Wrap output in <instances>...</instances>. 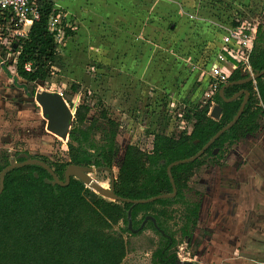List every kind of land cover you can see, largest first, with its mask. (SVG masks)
I'll return each mask as SVG.
<instances>
[{
	"label": "trees",
	"instance_id": "obj_1",
	"mask_svg": "<svg viewBox=\"0 0 264 264\" xmlns=\"http://www.w3.org/2000/svg\"><path fill=\"white\" fill-rule=\"evenodd\" d=\"M37 10L38 18L27 36L16 37L19 44L16 72L26 81L28 96L24 100L31 102L35 84L47 80L60 56V42L56 31L50 28L51 17L59 14L54 0H37ZM12 17L10 12L4 13L0 24L13 25ZM62 27L64 38L73 35L65 19ZM0 52L6 55L4 45L0 44ZM250 62L255 72L264 70V22L259 26ZM28 64L30 69L26 67ZM243 79L241 71L236 70L226 83L218 85L210 98L185 106L180 115L184 124L179 135L172 136L165 130L151 134L150 150L139 143L128 144L118 166L121 147L117 137L122 122L110 114L101 100L98 105H91L86 98L77 106L67 142L68 161L32 155L26 150H17L12 155L8 149H1L0 174L12 157L24 161L26 158L21 154L43 160L61 180H65V169L70 164L93 167L91 175L105 189H111L114 175L118 198L101 194L74 176L66 186L48 183L45 179H52V175L39 164L10 170L0 194V264H180L178 246L183 240L192 239L203 196L202 193H197V198L191 196L192 180L204 166L220 163L234 144L264 127V75L256 79L257 89L252 82L237 83ZM226 84L227 98L248 90L245 109L239 120L202 156L172 167L177 194L138 204L126 200L150 199L173 191L169 165L197 154L235 118L244 101L245 94L225 101L220 90ZM72 88L78 90L77 85ZM215 104L222 107L218 119L210 115ZM93 108L97 111L90 117ZM147 133L150 134L149 130ZM135 252L150 253L149 262H126Z\"/></svg>",
	"mask_w": 264,
	"mask_h": 264
},
{
	"label": "rangeland",
	"instance_id": "obj_2",
	"mask_svg": "<svg viewBox=\"0 0 264 264\" xmlns=\"http://www.w3.org/2000/svg\"><path fill=\"white\" fill-rule=\"evenodd\" d=\"M228 1L249 11L255 16L253 18L264 20V0ZM86 2L81 3L77 11L82 21L87 20L89 27L77 30L68 44H64V39L60 41L57 66L62 70H54L45 82L36 83L35 90L63 93L74 112L86 98L91 105H98L101 100L110 114L122 122L117 137L121 147L117 157L118 166L128 144L139 143L150 150L153 139L151 134L165 130L172 136L179 135L184 124L180 115L185 106L205 101L212 96L214 85L207 69L214 59L217 49L214 47L218 46L219 38L216 33H207L198 38L188 30L185 23L180 24L176 30L180 22L177 13L180 10L181 14L184 8V4L177 2ZM217 12L218 15H215L219 18L221 12ZM211 14L210 11L208 16ZM134 24L135 28H131ZM147 63L152 66L150 81L138 78L139 72L146 69L138 70L137 67ZM25 84L16 71L0 74V147L6 144L5 147L9 148L12 155L17 150H26L32 155L68 161V141L47 130L48 121L40 106L25 109L20 120L17 111L7 107L4 99L6 91L11 87L22 88ZM72 85H77L78 90L75 91ZM95 111L96 108H93L90 117ZM147 130L150 134H146ZM3 138L6 142H3ZM220 163L217 164L220 168L215 169H210V166H217L214 164L204 166L192 180L191 196L197 198V193H202L201 202L204 198L208 203L203 216L204 227L199 226L200 230L196 228L192 239L183 240L178 246L181 260L204 261L208 264L232 263L225 259L220 249L222 244L206 243L202 248L198 247L205 239V227L209 228V225L215 223L212 216L217 209L223 215H233L234 220L240 222L248 219V211L242 212L241 209L250 197L248 194L238 197L242 186L233 176L227 177L234 172L233 167L226 160ZM117 170L118 167L115 168ZM218 177L227 184L219 187L220 190L215 184L216 190L226 199L220 205L211 202L213 193L206 192L210 181L217 182ZM238 198L243 201L240 202ZM149 260L150 253L135 252L128 256L126 262L148 263Z\"/></svg>",
	"mask_w": 264,
	"mask_h": 264
},
{
	"label": "crops",
	"instance_id": "obj_3",
	"mask_svg": "<svg viewBox=\"0 0 264 264\" xmlns=\"http://www.w3.org/2000/svg\"><path fill=\"white\" fill-rule=\"evenodd\" d=\"M86 1L87 0H54L55 8L59 11V14L63 16L62 20L65 19L66 26L71 28V30L73 31L72 36L68 38L63 37L64 44H68V42L74 38L77 30H81L82 28L87 29L89 27V23L87 22V20L82 21V19L79 17L81 15L77 11L79 10L80 4H85L87 3ZM118 1L129 2L130 0ZM165 1L184 4L183 10H181V14L179 13V10L176 16L180 21L178 23V26L175 28L176 30L179 28L180 24L185 23L188 27V30H190V32L198 38L202 35H206L207 33L211 35L219 33L217 30H213L212 28L208 27L205 23H198L189 20V18L182 13V11L191 12L192 5H196L198 0ZM208 13L209 12H205L206 15H208ZM131 28H135V24L131 25ZM58 59L59 57L55 60L56 66L54 65L52 67L53 71L62 70L57 66ZM151 67L152 66L149 63L141 67H137L138 70L140 68L146 69L139 72L140 77L138 78L148 79L150 81V78H152L150 77ZM0 74L4 73L1 72ZM246 78L247 77H245V79ZM25 86L26 84L23 85L22 88L19 86H17V88L11 87L9 91H6V96L4 97L5 103L6 105H8L7 107L10 110L13 109L17 111L19 120L21 118V113L25 111V109H32L35 105L39 106L37 102L24 100L28 96L25 90ZM14 122L17 123L16 121ZM53 134L56 135L55 133ZM3 142H6V139L3 138ZM5 146L6 144L2 145L0 147V150L3 148L9 149ZM224 160H226V162L230 164L234 170V172L232 174L229 173L227 177H230V175L233 176L239 181L240 185L242 186L240 196L238 197H244V195L247 194L250 197L249 202H244L242 204L243 209H241L242 212L248 211V219H246L247 221L243 220L240 222V220H234L233 215H223L221 214L220 210L217 209L215 211V214L212 216L213 220L215 218V223H213V225H209V228L208 226L205 227V239L200 242V245L198 247L200 249L206 243H216L218 245L222 244L220 246V249L223 250L225 259H229L230 261H232V263L229 262L228 264H264V262H262L264 261L262 260L264 259V127H262L261 130L256 134H249L246 136L245 140L234 144L228 150L225 157L221 161ZM218 164L220 165L221 163ZM216 167L218 168L219 166H210V169H215ZM222 177L224 178L225 176L223 175ZM215 184L219 190L221 189L219 187L227 184H225L223 180H221V177H218L217 182L215 181L214 183H212V181H210V184L207 185L206 192L209 194L213 193L210 197L211 202H214L216 205H220L221 202L225 203L226 199L222 198L221 192H218L216 190ZM241 201H243V199L240 200V202ZM207 203L203 198L199 211V222L197 230H200L199 226H201L202 228L204 227L203 216ZM217 222L222 225L219 226ZM217 227H219V229L217 231L214 230ZM200 263L208 264L204 261H200Z\"/></svg>",
	"mask_w": 264,
	"mask_h": 264
},
{
	"label": "built area",
	"instance_id": "obj_4",
	"mask_svg": "<svg viewBox=\"0 0 264 264\" xmlns=\"http://www.w3.org/2000/svg\"><path fill=\"white\" fill-rule=\"evenodd\" d=\"M191 9V12L182 11L189 20L205 23L219 32L217 34L219 43L214 47L217 48L214 59L207 69L214 85V91L217 90L219 84L226 83L236 70H240L244 77H251L257 89L256 72L252 68L250 58L259 26L264 20L260 21L259 17L253 18L255 16L249 11L236 7L228 0H198ZM210 11L212 14L209 17L205 12ZM217 11L221 12L219 18L216 16ZM6 12L13 15L11 20L14 26L9 22L5 27L0 24V44L7 49L5 56L0 54V72L3 73L4 71H16L19 55V44L16 37H26L34 20L38 18L37 0H0V16ZM62 17L58 14L50 19V28L56 31V38L59 42L64 36ZM13 38H15L14 42ZM26 67L30 69V64Z\"/></svg>",
	"mask_w": 264,
	"mask_h": 264
},
{
	"label": "water",
	"instance_id": "obj_5",
	"mask_svg": "<svg viewBox=\"0 0 264 264\" xmlns=\"http://www.w3.org/2000/svg\"><path fill=\"white\" fill-rule=\"evenodd\" d=\"M262 75H264V70L261 72H256L255 74V78H259ZM15 80H17V78H15ZM252 78L251 77H247L246 79L237 81V83L239 84H245L248 82H251ZM228 86V84H226L225 86H223L220 90V94L223 97V99L225 101H232L235 98L239 97L241 94H245V98L244 101L237 113V115L235 116V118L228 123L226 126H224L223 128H221L203 147L202 149L195 154L192 157L186 158V159H181V160H177L173 163H171L168 167V173L170 175V179L173 185V191L171 193H167V194H162V195H158V196H154L150 199H142V200H130V199H126L129 202H132L134 204H138V203H146V202H150V201H154L157 200L159 198H166V197H174L177 194V186L176 183L174 181V177L172 175V167L176 164H180V163H186V162H191L196 160L197 158H199L200 156H202L205 151L211 147V145L229 128H231L240 118V116L242 115L246 103L249 99V92L246 89H243L241 91H239L238 93H236L233 97L231 98H227L224 94V89L225 87ZM26 88V86H25ZM32 102H37L38 105L41 107L42 109V113L43 116L47 119L48 121V129L55 133L58 137L64 139V140H69V133L70 130L72 128V124L74 122L75 119V113L71 108V106L68 104L66 98L63 96V94L61 92L58 91H49V90H41V91H36L35 95L32 97ZM222 114V107L218 104H215L211 111H210V115L215 118L218 119L221 117ZM21 156H25V160L24 161H17L15 157L11 158V162L9 165H7L1 172L0 174V194L2 193V191L4 190V186H5V175L7 172H9L10 170L17 168V167H22L25 165H29V164H39L41 166H43L44 168H46L50 174L52 175V179H48L46 178L45 181L48 183H52V184H59L61 186H66L70 183L71 181V177H77L79 179H81L84 183H86L89 187L94 188L95 190L99 191L101 194L104 195H108L110 198L112 199H117L118 197L116 196L115 192H114V181H115V177L114 175L112 176V187L111 189H105L103 188L101 185H99L98 181L91 175V173L94 171L93 167H88V166H82V165H76V164H70L67 166V168L65 169V180H61L59 178V176L54 172V170L43 160L39 159V158H31L26 154H21ZM131 210H129V220H130V224L129 226L132 227V213ZM150 218V217H148ZM145 219V221L142 223L140 229H142L146 223V221L148 220ZM137 231V230H134ZM191 238H189L190 240ZM180 264H202L198 261H193V260H189V259H185V260H181Z\"/></svg>",
	"mask_w": 264,
	"mask_h": 264
}]
</instances>
